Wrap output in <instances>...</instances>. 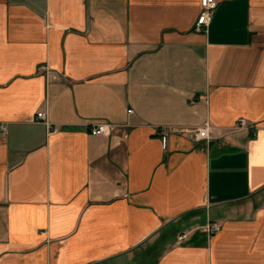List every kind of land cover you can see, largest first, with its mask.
<instances>
[{"label":"crops","instance_id":"crops-1","mask_svg":"<svg viewBox=\"0 0 264 264\" xmlns=\"http://www.w3.org/2000/svg\"><path fill=\"white\" fill-rule=\"evenodd\" d=\"M217 1L0 0V264H264V0Z\"/></svg>","mask_w":264,"mask_h":264},{"label":"built area","instance_id":"built-area-1","mask_svg":"<svg viewBox=\"0 0 264 264\" xmlns=\"http://www.w3.org/2000/svg\"><path fill=\"white\" fill-rule=\"evenodd\" d=\"M217 5H218L217 0H207V2L206 0H201V12L198 16V20L196 22V27H195L197 31L207 29V27L212 21L213 14L216 10ZM44 68L45 70L48 71V68L46 66ZM34 121L44 124L49 133L57 131V126L49 120L46 109H41L37 111ZM110 127L111 125L106 121H97L91 124L90 132L93 135H105L109 133ZM0 128L2 132L6 131V126L4 124H1ZM209 129H210V125L207 122L199 126L198 128L194 129L193 130L194 139L196 141H201L205 139L208 140L210 138ZM235 129L237 131L239 130H247L249 132L253 131V134H255L256 126L254 124H251L246 118L240 117L236 122ZM161 143L163 149H166L168 144V132L166 131L163 132L161 137ZM198 229L204 232L205 234H207L208 236H212L222 230V225L218 222L209 220L206 224L200 226ZM189 233L190 232L181 233L178 236L177 242L182 243L189 236Z\"/></svg>","mask_w":264,"mask_h":264},{"label":"snow or ice","instance_id":"snow-or-ice-1","mask_svg":"<svg viewBox=\"0 0 264 264\" xmlns=\"http://www.w3.org/2000/svg\"><path fill=\"white\" fill-rule=\"evenodd\" d=\"M206 2H207V0H206Z\"/></svg>","mask_w":264,"mask_h":264}]
</instances>
